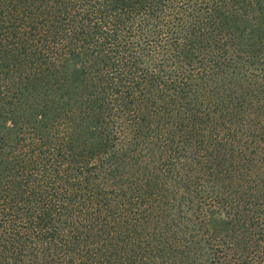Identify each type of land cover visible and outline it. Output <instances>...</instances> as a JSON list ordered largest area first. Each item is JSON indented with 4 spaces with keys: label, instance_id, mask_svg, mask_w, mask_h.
Instances as JSON below:
<instances>
[{
    "label": "trees",
    "instance_id": "1",
    "mask_svg": "<svg viewBox=\"0 0 264 264\" xmlns=\"http://www.w3.org/2000/svg\"><path fill=\"white\" fill-rule=\"evenodd\" d=\"M239 11L252 20L241 17L251 24L247 31L236 25ZM231 22L246 35L237 49L224 37ZM263 36L264 0H0V259L8 264L24 259L29 264H149L159 257L158 247L135 231L154 223L146 182L137 176L107 201L106 191L94 188L83 174L101 169L98 160L108 157L104 151L113 139L78 150L68 137L78 120L100 121L105 106L89 113L70 109L67 127L50 126V113L37 111L28 120L32 137H24L25 124L14 104L19 87L6 78L18 71L24 89L36 90L41 87L34 81L41 82L46 73L56 77L55 72L70 68L83 76L79 92L94 94L89 108L106 100L110 112L139 126L149 121L134 94L142 93L143 80L178 90L207 78L213 59L204 51L212 45L251 65L264 56ZM43 92L48 91L37 93ZM255 93L264 96V83ZM256 99L248 108L231 109L210 101L212 124L188 137L198 152L210 153L218 169L210 176L220 183L223 208L236 211L221 230L233 241L204 239L215 264H264V129L259 135L261 124L243 127L253 122V107L261 105ZM167 134L169 142L177 137ZM142 140L133 135L130 143L139 146ZM115 203L122 205L120 212L113 211Z\"/></svg>",
    "mask_w": 264,
    "mask_h": 264
},
{
    "label": "rangeland",
    "instance_id": "2",
    "mask_svg": "<svg viewBox=\"0 0 264 264\" xmlns=\"http://www.w3.org/2000/svg\"><path fill=\"white\" fill-rule=\"evenodd\" d=\"M236 16V25L240 29L245 27L247 31L251 24L246 23L245 19L248 18L249 22H252L249 15L239 11ZM236 27L231 22L228 24L229 30H224V37L231 38L235 49L243 45L246 39V35L243 38L242 31ZM236 36L240 37V41H237ZM208 54L213 59L210 63V74L196 82L190 80L188 87L180 86L178 90L176 86L161 89L155 83L143 80L142 93L134 94L138 95L141 109L149 117V121L139 126L127 123L126 115L119 114L120 112L119 117L110 112V105L106 100L100 99L98 106L94 103L89 108L87 101L94 94L79 92H82L85 85L83 76L73 75L70 68L63 67L55 72L57 78L46 73L41 82L32 80L36 87H41L36 90H33L31 85L28 90L24 89L25 78L18 71L6 78L10 83L15 81L19 87L18 92L14 93V104L18 111L14 104H9L8 107L15 109L16 117L24 122L25 125L20 130L24 137H32L33 128L28 120L34 119L37 111L50 113V126L67 127L72 125L69 117L65 116V113L70 114V109L89 113L91 110L98 112L102 109L100 104L105 106L99 114L102 118L100 121L78 120V125L73 124L69 129L68 137L75 142L74 147L78 150L89 148L102 138L113 139L104 151L107 152L110 162H105L107 158L104 162L98 160L102 164L101 169H93L94 171L83 174L85 180L94 188L106 191L107 201L123 193L127 183L138 178L137 176L146 182L149 189L148 202L150 208L154 209V223L149 227L139 225L135 231H138L143 239L152 241L159 249V257L149 260V264H177L178 261L180 264H215L210 260L213 258V251L208 249L205 237L233 241V238L230 240V237L225 235L224 230L221 231L223 222L231 221L236 211L228 213L226 208H223L224 197L218 191L220 183L210 176L211 171L217 173V166L213 164L210 153L202 149L198 152L195 142H189L188 137L212 124L210 101L225 102L230 109L236 105L248 108L258 96L260 97L256 100L261 101V105L257 103V108L253 107L255 111L250 118L253 122L249 120L243 127L250 129L253 123L255 126L261 124L257 133L263 134L264 96L255 93V89L264 83V56L251 65H245L232 51L223 53L213 45L211 50L204 51V55ZM261 60L263 61L260 62ZM217 90L219 93H214ZM39 91L48 92L37 93ZM113 94L108 93L107 96ZM53 107L55 111L51 110ZM92 123L96 124L99 132L92 130ZM171 131L177 137L169 142L167 133ZM133 135L143 139L139 146L131 145ZM5 150L8 148L5 147ZM141 161L152 164L146 167ZM18 175L21 174H17V177ZM130 194L132 193L128 192L127 195ZM113 207V211L120 212L123 209L122 205L117 203ZM40 250L44 252V247L41 246ZM180 257H185V261H180ZM0 261V264H8L2 259ZM15 264L29 262L24 259Z\"/></svg>",
    "mask_w": 264,
    "mask_h": 264
}]
</instances>
